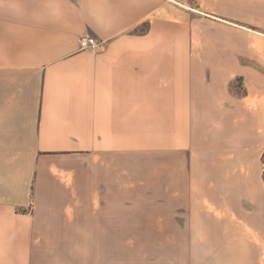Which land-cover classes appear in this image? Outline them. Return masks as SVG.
Masks as SVG:
<instances>
[{
  "label": "crops",
  "instance_id": "0c3cea01",
  "mask_svg": "<svg viewBox=\"0 0 264 264\" xmlns=\"http://www.w3.org/2000/svg\"><path fill=\"white\" fill-rule=\"evenodd\" d=\"M201 5L224 40L264 35V0ZM193 10V0H0V264H116L118 246H152L143 232L157 223L119 219L118 175L102 173L116 152L133 150L135 119L193 109V169L204 171L226 132L239 147L246 129L264 136V108L230 91L245 53L205 48L217 55L211 65L194 57ZM257 16L259 30L245 25ZM88 36L101 47L82 50ZM251 76L252 92L264 94L262 71ZM252 177L193 174V264H264V181Z\"/></svg>",
  "mask_w": 264,
  "mask_h": 264
},
{
  "label": "rangeland",
  "instance_id": "374dc122",
  "mask_svg": "<svg viewBox=\"0 0 264 264\" xmlns=\"http://www.w3.org/2000/svg\"><path fill=\"white\" fill-rule=\"evenodd\" d=\"M201 3L203 0H193V56L203 57L211 65L213 58L217 55L203 54L206 52L205 48L224 46L235 49V52L240 54L245 53L243 72L240 74L235 72L234 76L232 74L230 76V91L233 96L244 99L246 104L253 103L254 107L263 109L264 94L252 92L251 82L248 80L252 79L254 84H259L258 77H249L253 68L264 74V35L257 34L253 37L247 32L245 37L242 34L240 37L237 34H231L226 40L222 39L220 32L225 28L217 23L218 16H209L196 11L211 10V7L203 6ZM261 18L257 16L256 23L251 21L245 25L259 30V26L263 24L259 21ZM183 42L188 43V40ZM254 52H258V55L254 56ZM212 69V67L209 68V70ZM183 114L184 116L191 114L192 117L165 120L135 119L133 150L116 152L115 158L112 157L111 170L107 168L102 170L103 174L117 173L118 175L116 205L119 219L123 220L124 214L128 213V217L134 220V224L145 225L148 222L150 224L155 222L159 227L158 231L143 232L145 236H150L149 242L152 245L141 246L143 251H140L139 247L118 246L114 257L116 264L117 262L118 264H140V259L137 257L146 252H149L151 257H147L142 264H193V174L233 176L238 173H250L254 176L252 177L255 181L254 186L264 181L262 164L264 136L260 133L257 136L252 135L246 132L248 129L244 133L241 132L242 135L240 134L242 140L244 139V147H241V142L240 147L234 143L232 131L226 132L220 154H213V159H210V156L205 159L208 171H204V168H200L198 164L193 169V109L189 113L182 111ZM147 124H149L150 133L145 132ZM208 128L210 131L215 129L214 120L209 126L207 121L206 130ZM162 131L164 133H161ZM210 142L211 135L208 144ZM207 152L211 155L209 149ZM237 158H241L240 166L242 164L245 171L242 167L233 164ZM220 161L231 166H218ZM93 172L98 171L87 167V173ZM262 193L264 194L263 191ZM163 225H165L164 231L161 230ZM140 232L134 231L133 234H140ZM127 233L130 232L126 230L119 232L118 240H125L129 235ZM163 234L164 241H162ZM210 241L211 239L208 243ZM206 243L207 241L204 240L203 248L207 247ZM154 252L155 256H153ZM122 259L128 263H124Z\"/></svg>",
  "mask_w": 264,
  "mask_h": 264
},
{
  "label": "built area",
  "instance_id": "2783aa9c",
  "mask_svg": "<svg viewBox=\"0 0 264 264\" xmlns=\"http://www.w3.org/2000/svg\"><path fill=\"white\" fill-rule=\"evenodd\" d=\"M80 46L82 50L98 49L101 47L100 43L94 37H82L80 39Z\"/></svg>",
  "mask_w": 264,
  "mask_h": 264
},
{
  "label": "trees",
  "instance_id": "16d2710c",
  "mask_svg": "<svg viewBox=\"0 0 264 264\" xmlns=\"http://www.w3.org/2000/svg\"><path fill=\"white\" fill-rule=\"evenodd\" d=\"M262 164H263V178H264V155H263V158H262Z\"/></svg>",
  "mask_w": 264,
  "mask_h": 264
}]
</instances>
